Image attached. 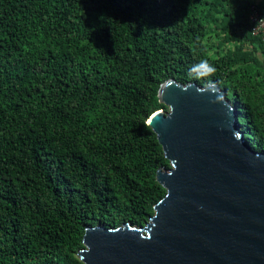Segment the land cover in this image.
<instances>
[{
    "label": "trees",
    "instance_id": "obj_1",
    "mask_svg": "<svg viewBox=\"0 0 264 264\" xmlns=\"http://www.w3.org/2000/svg\"><path fill=\"white\" fill-rule=\"evenodd\" d=\"M264 0H0V264H83L86 227H140L169 167L167 79L217 84L264 153ZM207 61L215 72L194 66Z\"/></svg>",
    "mask_w": 264,
    "mask_h": 264
},
{
    "label": "water",
    "instance_id": "obj_2",
    "mask_svg": "<svg viewBox=\"0 0 264 264\" xmlns=\"http://www.w3.org/2000/svg\"><path fill=\"white\" fill-rule=\"evenodd\" d=\"M146 121L169 167L143 226L86 227L83 264H264V153L217 84L167 79ZM88 249V251H82Z\"/></svg>",
    "mask_w": 264,
    "mask_h": 264
},
{
    "label": "built area",
    "instance_id": "obj_3",
    "mask_svg": "<svg viewBox=\"0 0 264 264\" xmlns=\"http://www.w3.org/2000/svg\"><path fill=\"white\" fill-rule=\"evenodd\" d=\"M250 17L253 23L252 34L259 37L264 43V7L261 9L252 8Z\"/></svg>",
    "mask_w": 264,
    "mask_h": 264
},
{
    "label": "clouds",
    "instance_id": "obj_4",
    "mask_svg": "<svg viewBox=\"0 0 264 264\" xmlns=\"http://www.w3.org/2000/svg\"><path fill=\"white\" fill-rule=\"evenodd\" d=\"M201 67L206 68L205 74H211L215 72V68L209 65L207 61H201L200 64L194 66L192 70L195 71L196 69L201 68ZM82 251H88V249H83Z\"/></svg>",
    "mask_w": 264,
    "mask_h": 264
}]
</instances>
